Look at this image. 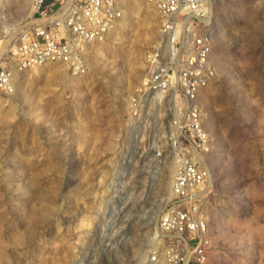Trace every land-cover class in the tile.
I'll return each instance as SVG.
<instances>
[{"label":"rangeland","instance_id":"obj_1","mask_svg":"<svg viewBox=\"0 0 264 264\" xmlns=\"http://www.w3.org/2000/svg\"><path fill=\"white\" fill-rule=\"evenodd\" d=\"M31 3L0 0V51ZM123 3L112 34L86 45L85 73L43 65L0 92V264H152L171 243L173 115L131 110L161 17L151 0ZM212 19L218 77L199 93L209 264H264V0H217Z\"/></svg>","mask_w":264,"mask_h":264},{"label":"built area","instance_id":"obj_2","mask_svg":"<svg viewBox=\"0 0 264 264\" xmlns=\"http://www.w3.org/2000/svg\"><path fill=\"white\" fill-rule=\"evenodd\" d=\"M151 1L161 23L131 110L145 118L162 106L173 115L168 125L179 149L174 203L160 222L171 243L163 254L156 252L152 264H209V221L199 197L211 179L203 156L211 137L199 92L218 77L212 19L217 0ZM31 7L26 22L0 51V92L13 93L15 73L38 66L57 64L75 75L85 73L86 45L107 39L124 14L120 0H32Z\"/></svg>","mask_w":264,"mask_h":264},{"label":"bare ground","instance_id":"obj_3","mask_svg":"<svg viewBox=\"0 0 264 264\" xmlns=\"http://www.w3.org/2000/svg\"><path fill=\"white\" fill-rule=\"evenodd\" d=\"M120 1H121V4L124 5V3H123L124 0H120ZM22 5H23V3H21V6H22ZM31 11H32V9H31ZM38 67H40V66H38ZM201 91H202V89L200 90V92H201ZM200 92H199V93H200Z\"/></svg>","mask_w":264,"mask_h":264}]
</instances>
